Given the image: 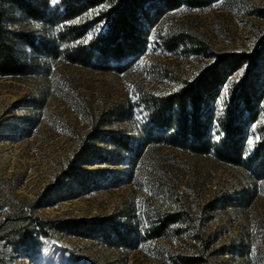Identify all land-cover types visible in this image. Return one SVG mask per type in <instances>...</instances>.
<instances>
[{"label":"rangeland","instance_id":"obj_1","mask_svg":"<svg viewBox=\"0 0 264 264\" xmlns=\"http://www.w3.org/2000/svg\"><path fill=\"white\" fill-rule=\"evenodd\" d=\"M62 10L61 0H47L45 16ZM7 12L10 30L59 44L68 24L91 20L93 11L50 22L15 8ZM102 28L92 23L83 40ZM64 37L58 57L25 47L30 74L0 75V264H264V177L213 153L165 144L161 136L169 130L155 125L148 102L212 65L214 58L204 53L258 48L264 0H215L202 9L168 11L146 50L126 58L122 72L70 63L63 51L73 42ZM170 38L178 39L176 49L169 48ZM244 68L209 104L217 115L227 110L230 87ZM259 69L264 88V58ZM258 110L246 126L247 153L264 131V96ZM94 130L125 146L95 140ZM80 152L78 159L93 162L76 164ZM75 169L83 174L77 182L65 175ZM21 217L40 221L19 222L16 235L13 225ZM160 217L172 221L163 236H149ZM67 221L82 223L83 234L61 228Z\"/></svg>","mask_w":264,"mask_h":264},{"label":"trees","instance_id":"obj_2","mask_svg":"<svg viewBox=\"0 0 264 264\" xmlns=\"http://www.w3.org/2000/svg\"><path fill=\"white\" fill-rule=\"evenodd\" d=\"M213 1L215 0H61L62 13L55 11L49 17L45 16L47 0H0V75L30 74L33 69L27 59L25 47L30 46L34 54L58 57L62 54L60 43L64 42V36L67 35H70L73 43L69 48L65 47L63 55L70 63L95 70L122 72L129 65L124 62L126 58L134 59L146 50L151 30L164 14L182 6L202 9ZM8 8L18 9L25 17L46 22L60 16L62 20L70 21L81 18L87 11L93 12L91 20L82 22L80 19L78 23L72 21L68 24L66 30L58 35V44L56 39L36 41L33 35L10 30L6 22ZM92 23L103 24L101 32L90 40H83L84 32ZM168 44L169 48L176 49L178 39L170 38ZM204 54L205 57L214 58L213 64L204 72L191 80L180 79V87L175 91L161 97L149 96L153 122L160 129L168 128L169 132L161 137L165 138V144L169 146L179 147L196 155L213 153L216 160L254 169L258 177H264V131H260V138L252 151L246 152V126L257 120L258 106L264 96V88L259 84L263 76L259 68L260 61L264 58V40L252 52ZM244 66L239 81L232 83L230 87L227 110L223 115H217L209 104L220 95L221 87L229 76ZM108 135V139H105L103 134L96 133L93 138L98 141L109 140L118 146L124 145L112 134ZM80 155L81 152L76 156V164L83 166L93 162L87 156L78 159ZM65 175L77 182L83 174L75 169L67 171ZM21 219L13 225L14 234L22 233L19 222L28 221L27 225H30V221H40L33 217ZM170 221L171 217H160L159 222L150 229L149 236H163ZM81 225L78 221H67L61 228L83 234L79 231ZM112 231L122 239L118 231Z\"/></svg>","mask_w":264,"mask_h":264},{"label":"snow or ice","instance_id":"obj_3","mask_svg":"<svg viewBox=\"0 0 264 264\" xmlns=\"http://www.w3.org/2000/svg\"><path fill=\"white\" fill-rule=\"evenodd\" d=\"M53 2H55V0H53ZM92 37H91V34H89L88 35V39L90 40ZM224 93H225V95H227V86L225 85L224 86ZM223 100H224V97L222 96V97H220V103H221V105H223ZM249 143H251V141H249Z\"/></svg>","mask_w":264,"mask_h":264}]
</instances>
